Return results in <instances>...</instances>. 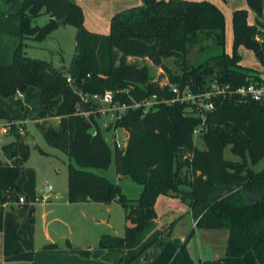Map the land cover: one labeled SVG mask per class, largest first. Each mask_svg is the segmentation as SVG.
I'll return each instance as SVG.
<instances>
[{
    "label": "trees",
    "instance_id": "trees-1",
    "mask_svg": "<svg viewBox=\"0 0 264 264\" xmlns=\"http://www.w3.org/2000/svg\"><path fill=\"white\" fill-rule=\"evenodd\" d=\"M247 3L256 20L249 22L245 8L233 11V52L211 54L198 66L188 62L186 53L201 37H213L220 47L225 45V15L211 0H143L117 12L108 33L88 30L84 10L74 0H22L21 32L12 34L0 28V36L14 41L11 49L0 45V94L16 95L18 90L25 92L34 86L40 95L38 118H61L55 126L37 123L48 142L69 156L70 202L116 200L123 205L125 235L103 234L98 242L99 248L120 253V264H133L158 242L157 256L142 264H264V166L260 170L253 167L264 158L262 102L217 100L202 135L204 147L194 143L193 130L200 118L187 103H159L146 114L142 108L122 113L111 126L127 130L125 149L108 144L97 120L99 113L84 115L77 110L81 104L77 89L101 93L111 90L120 103L152 94L171 96L168 86L152 81L147 65L128 63L129 54H147L159 64L163 57L176 56L180 71L161 64L170 81L181 87L199 89L206 77L235 85L259 78L254 68L242 64L238 49L244 46L253 50L264 64V42L255 39L257 25H264V4L263 0ZM43 13L48 14V21L35 24ZM63 17L78 30L70 67L28 56L25 40L46 39ZM196 75H201L199 85ZM15 101L22 105L20 97ZM84 106L87 110L98 107L91 103ZM0 117L16 120L4 107H0ZM10 132L15 140L0 150V228L8 197L18 198V180L30 154V146L14 122ZM227 146L241 159L226 158ZM113 163L119 177L130 176L142 186L138 197H127L119 182L108 176L106 171ZM234 183L239 184L234 191L215 200L223 187ZM160 194L178 197L190 208L196 224L184 238L173 233L177 219L161 221L156 209ZM199 228L228 230L224 256L192 257L188 243ZM165 234L168 237L163 239ZM83 254L90 255V249Z\"/></svg>",
    "mask_w": 264,
    "mask_h": 264
},
{
    "label": "rangeland",
    "instance_id": "rangeland-1",
    "mask_svg": "<svg viewBox=\"0 0 264 264\" xmlns=\"http://www.w3.org/2000/svg\"><path fill=\"white\" fill-rule=\"evenodd\" d=\"M79 3L85 12V27L88 30L94 28V32L108 33L111 27L112 17L119 11L125 9V0H74ZM223 11L225 15V45L220 47L213 37L203 36L195 44L191 45L186 53V59L190 64L198 66L211 54L226 50L233 52V0H211ZM142 0L139 1L141 3ZM136 4V3H135ZM264 4V0H263ZM138 5V4H136ZM135 5V6H136ZM248 19L253 20L248 7ZM22 0H0V28L7 33L18 34L21 32ZM99 15V18H98ZM49 19L48 14L39 15L34 23L44 25ZM264 22V6L263 15ZM77 28L70 22L54 27L50 35L44 40L26 39L25 52L28 56L38 59H46L54 65H63L65 69L70 67L74 54L77 50ZM0 45L11 49L14 41L6 35L0 36ZM242 57V64L256 68L264 72V64L258 59L253 50L244 46L239 47ZM122 53H119V57ZM120 59V58H119ZM176 56L163 57L162 62L169 69L180 71L176 62ZM128 63L139 66L147 65L151 71L152 81L164 84L170 80L169 73L161 63H156L149 55L129 54L126 56ZM119 62V60H117ZM209 78H205V84ZM39 91L31 86L23 95L22 105L16 103V95L2 96L0 94V106L4 107L17 121H22L24 128L19 131L26 143L30 146V154L25 167L19 178V195L25 197V202L20 203L17 196L8 197V204L5 206L4 218L21 224L27 219L33 222L41 230L42 234L48 236V241L54 242L58 247H66L68 242L72 247L81 251L88 245L98 247V242L103 234L124 236L127 219L126 211L121 203L113 200L109 203H98L92 201L69 202L68 200V154L60 147L51 145L46 139L39 123L48 126L59 125L60 117L47 120H40L39 116ZM109 119V112L104 116H98L104 138L113 147V126L107 128L105 123ZM7 119L0 117V150L3 145L15 140L13 133H4L1 126ZM196 145L204 147V141L199 138ZM226 158L240 160L238 154L232 152L230 146L224 149ZM2 159L5 156L2 154ZM264 166V158L253 165L254 169L260 170ZM114 163L106 171L111 179L117 180L122 191L127 197L135 198L141 193L142 186L135 182L130 176H124L122 180L116 177ZM117 178V179H116ZM51 186L50 195L42 193L41 188ZM12 203V205H11ZM179 209L171 208L165 213L167 220L177 219L173 233L187 235L196 222L191 221L190 212H180ZM193 223V224H192ZM228 230L214 228L197 232L190 240V249L193 258L218 259L226 252L227 239L222 232ZM228 235V233H227ZM82 251V253H83ZM201 254L199 255V253ZM84 256V254H83Z\"/></svg>",
    "mask_w": 264,
    "mask_h": 264
},
{
    "label": "built area",
    "instance_id": "built-area-1",
    "mask_svg": "<svg viewBox=\"0 0 264 264\" xmlns=\"http://www.w3.org/2000/svg\"><path fill=\"white\" fill-rule=\"evenodd\" d=\"M255 39L258 42H264V25H257V33ZM68 81L73 85V79L68 76ZM249 79V78H248ZM161 86H168L171 96H159L152 94L140 100H132L130 103H120L114 100V93L111 90L101 92H87L77 89L80 96V106L77 108L80 114L88 115L91 112L99 113V116H104L109 112V119L105 123L107 128L111 127L116 119L120 118L122 113L128 109L142 108L143 114H146L151 109L155 108L159 103L173 104L176 102L187 103L194 113L200 118L199 124L193 130L194 143L199 138H202L206 131V122L208 115L216 107V101L220 99H232L237 102H247L251 100L260 101L264 104V77L250 78L247 82L235 85L230 82H222L217 77L209 79V82L199 89H193L190 85L181 87L177 83H172L169 79ZM23 95L22 91H17L16 96ZM97 104L98 107L85 109L84 104ZM13 122L18 127L19 131L23 130L24 125L22 121H8L1 126L2 131L7 133L10 131ZM113 146L117 149H125L128 142V132L122 127H113L112 132ZM18 202L24 203L25 197L19 195ZM9 202L4 205L7 206Z\"/></svg>",
    "mask_w": 264,
    "mask_h": 264
},
{
    "label": "crops",
    "instance_id": "crops-1",
    "mask_svg": "<svg viewBox=\"0 0 264 264\" xmlns=\"http://www.w3.org/2000/svg\"><path fill=\"white\" fill-rule=\"evenodd\" d=\"M139 1L140 0H125V9L135 6L136 4L139 5L143 2V0L141 3H139ZM232 2H233L232 5L233 9H239L243 7L249 8L247 0H233ZM249 10L251 15L254 17V19L252 21L249 19L248 20L250 23H254L256 20V14L252 9L249 8ZM90 29L91 31H94V28L93 29L90 28ZM254 69L259 75L264 77V72L262 70L256 68ZM23 169L21 170V173ZM115 174L116 177L119 178V180H122L123 177H119L117 173ZM47 187H49V190H46ZM41 191L42 193H46V196H49L51 191V186L47 185L45 187H42ZM81 202H86V201H81ZM174 207L176 209H179L178 211L180 212L183 211L190 212V208L188 207V205L185 202H183L180 198L165 194H160L158 196L156 209L161 221H169L167 219H171L168 217L165 218V213ZM4 212H5V208H4ZM190 216H191V221L193 222L194 219L192 217L191 212H190ZM32 220L33 218H31L30 221H27L26 219L21 224H18L15 221L12 222L10 219L4 218L3 215V225L2 228H0V264H7V263L33 264L35 262L46 263V264H120V258H121L120 253L102 249L96 247L95 245H88L86 247V249H90V255L88 256H86L85 254L83 256L82 253L83 250L81 251L78 248L74 249L72 247L71 242L70 243L68 242V245H66V247L65 246L58 247L57 245L53 246L54 242L51 241L49 242L48 236L43 235L41 230H39V228ZM201 230L204 231L210 229H206V228L196 229L195 233L191 236V238ZM227 233L223 231L222 235L228 240ZM175 235L181 238L185 237V235L179 233H175ZM167 237L168 234H165L163 239H166ZM190 240L188 243V248L192 255L190 249ZM159 251H160V243L158 242L155 243L148 250L146 254H144L141 258L136 260L133 264H142L146 260H151L157 256ZM200 254L201 252L199 253V255ZM198 259L201 258L199 257Z\"/></svg>",
    "mask_w": 264,
    "mask_h": 264
},
{
    "label": "water",
    "instance_id": "water-1",
    "mask_svg": "<svg viewBox=\"0 0 264 264\" xmlns=\"http://www.w3.org/2000/svg\"><path fill=\"white\" fill-rule=\"evenodd\" d=\"M66 22V18L63 17L58 20V25H63ZM201 83V75H196V84ZM239 186L238 183H234L232 186H225L221 189V191L218 193V195L215 197V200H219L223 198L225 195L229 194L230 192L234 191ZM46 190H49V187L46 188Z\"/></svg>",
    "mask_w": 264,
    "mask_h": 264
}]
</instances>
